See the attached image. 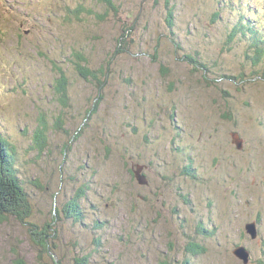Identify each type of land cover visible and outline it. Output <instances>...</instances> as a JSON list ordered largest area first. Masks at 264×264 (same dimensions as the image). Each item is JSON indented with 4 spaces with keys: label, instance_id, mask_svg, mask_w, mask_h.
I'll list each match as a JSON object with an SVG mask.
<instances>
[{
    "label": "rangeland",
    "instance_id": "rangeland-1",
    "mask_svg": "<svg viewBox=\"0 0 264 264\" xmlns=\"http://www.w3.org/2000/svg\"><path fill=\"white\" fill-rule=\"evenodd\" d=\"M219 1L0 0V134L17 147L33 211L0 220V264L51 261L35 226L46 219L66 264L77 254L87 264H157L163 255L245 264L238 247L251 252L248 264H264V60L250 64L241 49L249 41L237 36L241 16L254 21L242 4L255 1L222 0L228 30L212 21ZM78 6L85 10L76 15ZM77 54L98 79L84 80ZM60 69L67 106L53 87ZM61 112L63 129L55 126ZM132 167L146 174L140 184ZM70 201L80 203L74 219L65 214ZM253 222L259 236L251 239Z\"/></svg>",
    "mask_w": 264,
    "mask_h": 264
},
{
    "label": "trees",
    "instance_id": "trees-1",
    "mask_svg": "<svg viewBox=\"0 0 264 264\" xmlns=\"http://www.w3.org/2000/svg\"><path fill=\"white\" fill-rule=\"evenodd\" d=\"M99 1H101V2L107 1L108 5L115 7L114 0H99ZM227 1H229V0H226V2ZM254 1L255 2H248L247 5H246V3L242 4L243 7L248 8L254 14V22H252L253 18H248L246 20V22L243 20L242 21L243 23L242 22L241 23H242V26H246L245 30L252 29L255 33H257L255 37H257V36L261 37L262 35H264L263 34L264 33V31H263V29H264V22H263L264 16H263V14H260V12L264 13V4H261V2H259L257 0H254ZM167 2L170 3L169 1H167ZM219 3L221 4L219 6L220 8L212 16V21L213 22L214 21L224 22L225 28H226V30H228L229 27L231 26L230 25L231 17H224L221 7H222V5L225 6V4L222 3V0L219 1ZM117 8L118 7H116L115 9L117 10ZM84 10H85L84 7L78 6L77 9L75 10V14L79 15ZM169 11H171V12L169 13L168 22H169L170 26L173 27L174 11L172 8H169ZM256 24H257V26L259 25L261 28L256 27ZM234 28H235L234 30L237 31L238 28L236 26H234ZM245 30L237 36L239 38L243 39V37H245L247 35V33H244ZM235 35H236V33H234L233 36H231V37L228 36L227 37L228 42H231V38H233ZM4 36L6 37L7 33L4 30L2 24H0V37H4ZM260 40H263V39H260ZM180 48H182V47L180 46ZM258 48L259 49L264 48V40L262 43H260L258 45ZM77 57L79 59V62L77 65V70L80 74H82V76L84 77V80H86L87 82H92L90 77H93L94 79H98V76L95 74V72L92 71L91 69H89L88 66L84 64V63H87V62H85L86 61L85 57H83L81 54H77ZM192 57L193 56L188 54V55H186L185 58L190 63H195L196 64L195 67L202 69L205 72L209 71L208 68L205 66V64L199 60V56H198V59H195L194 57H193L194 58L193 59ZM255 62H256V60H253V63H255ZM246 65H248V64H246ZM55 69L57 70L58 68L56 67ZM60 71H61V77L59 78L57 75V77L55 78V80L53 82V87H55V90H56L57 94L59 95L60 104L67 106V105H69L68 104L69 103L68 97H67L68 80H67V75L64 73L65 70L60 69ZM238 80L242 81L241 78H238ZM96 96H97V99L102 98V96L99 94V92H97ZM92 114L93 113H91V115ZM59 115L60 116L56 119L57 122H56L55 126L57 128H59V124H60L62 126L61 129H63L64 112H61ZM44 117L45 116H42L40 118V123H39L40 125L35 130V136H34L35 144H36L37 148L40 149V152H42V150L44 149V145L47 142V132H48V124L47 123H48V121H46L44 119ZM78 131H81V128H79ZM16 150H17V147L15 145H12L3 135L0 134V220L8 219L12 215L23 217V216L28 215V214L31 215L33 212V211H31L32 206L29 209L30 203L27 200L29 193L25 190V187L21 183V180L19 177V170H18L17 162H16V160H17ZM109 150H111V149L107 148L106 151H109ZM140 163L142 164V162H140ZM186 166L189 167L188 165H186ZM136 169L137 168H135V167L131 168L132 178H133L134 182L140 184V181L138 180V178L136 176ZM185 172L188 174V169L186 167H185ZM142 175L146 176V174H144V173H142ZM147 178H148V176H147ZM147 185H149V179L147 180V183L143 185V187H147ZM141 188H142V185H141ZM84 194H86V193L81 194L79 196V198H81ZM79 208H80L79 202L76 203V201H70L69 206L67 205L65 207V209H66L65 214H66L67 219H74L73 217H71V215L73 214V211H77V210H79ZM101 223H103V222L100 220H97L95 227L96 228L102 227ZM141 223H142V225H145L142 220H141ZM51 225H53V224L48 219L45 220L43 227H40L39 225L35 224V226L37 228H41L38 236H41L40 240H42L41 241V244H43L42 247L44 248V250H47L48 252L53 253L52 256L49 255L52 260L49 262H46V263L44 262V263L45 264H66L64 262V260H57L56 259V254H55L56 253V244L53 246V244L49 240V237L53 235L51 233ZM201 232H204V234H205L206 230H202ZM97 242L99 243V241H97ZM197 246H198V248H197ZM192 248H193V246H192ZM53 249H55V251ZM195 250L197 252L199 250H202L204 252L208 251V249L206 247H204L202 245L200 246V244H196ZM163 257L165 260L159 259V262L157 264H190V260H184V261L173 260L172 261V260H167L164 255H163ZM86 259H87L86 255L80 256V254H77V255H75V257L72 260L73 261L75 260L73 264H87L88 260H86ZM250 260H251V258H250ZM17 264H26V262L21 259V260L17 261Z\"/></svg>",
    "mask_w": 264,
    "mask_h": 264
},
{
    "label": "bare ground",
    "instance_id": "bare-ground-1",
    "mask_svg": "<svg viewBox=\"0 0 264 264\" xmlns=\"http://www.w3.org/2000/svg\"><path fill=\"white\" fill-rule=\"evenodd\" d=\"M257 1H259V2H261V4H264V0H257ZM257 8V7H256ZM260 14H263V16H264V13H261L260 12ZM241 18L242 19H244L245 20V22H246V20L248 19V17H242L241 16ZM252 22H254L253 21V19H252ZM263 22H264V20H263ZM248 26V25H247ZM256 27H260L259 25L257 26V24H256ZM261 28V27H260ZM263 31H264V29H263ZM256 34L257 33H255L254 35L256 36ZM264 34V33H263ZM260 39H263L264 40V35H262L261 37H255V39L254 40H252L251 41V39H248V38H246V37H243V39H241L242 41H244L245 43H246V41L248 42L249 41V44L248 43H246L245 44V46H247V48H241L242 50H243V55L247 58V59H249L250 60V64L251 63H253V60H256V62L255 63H253V64H257V67H259V65H260V63H258L257 61L260 59V58H262V60H264V48L263 49H259L258 48V45L260 44V43H262L263 42V40H260ZM245 46H243V47H245ZM245 62V64H248V61H244ZM250 64H249V66H250ZM253 75V74H252ZM257 76V75H256ZM257 78V77H256ZM264 79V78H263ZM255 80L256 81H258V79H255V77L253 78V83L255 84ZM5 86V85H4ZM89 163V162H88ZM91 166V165H90ZM146 177V176H145ZM84 178V177H83ZM92 206V205H91ZM151 207V206H150ZM254 223V222H253ZM252 224V223H251ZM259 236V235H258ZM257 237V236H256ZM98 241H100V239H97ZM11 247V246H10ZM244 250H246L245 248H243ZM247 251V250H246ZM249 252V251H248Z\"/></svg>",
    "mask_w": 264,
    "mask_h": 264
},
{
    "label": "water",
    "instance_id": "water-1",
    "mask_svg": "<svg viewBox=\"0 0 264 264\" xmlns=\"http://www.w3.org/2000/svg\"><path fill=\"white\" fill-rule=\"evenodd\" d=\"M239 148H240V144H238ZM141 168V167H140ZM136 176L138 178V180L140 182H142L143 180V176L138 172V170H136ZM246 227L248 229V232H250L249 234L251 235V237L254 239L256 236L258 237L259 235V230L258 227L256 226L255 223L253 224H246ZM235 255H239L240 258L244 261L245 264L249 263V259H250V252L245 251L243 248H236L234 250Z\"/></svg>",
    "mask_w": 264,
    "mask_h": 264
},
{
    "label": "flooded vegetation",
    "instance_id": "flooded-vegetation-1",
    "mask_svg": "<svg viewBox=\"0 0 264 264\" xmlns=\"http://www.w3.org/2000/svg\"><path fill=\"white\" fill-rule=\"evenodd\" d=\"M147 226H148V224H147Z\"/></svg>",
    "mask_w": 264,
    "mask_h": 264
}]
</instances>
